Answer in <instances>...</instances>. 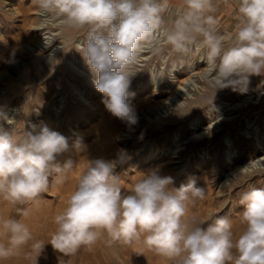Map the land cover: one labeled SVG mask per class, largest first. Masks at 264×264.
<instances>
[{
  "label": "clouds",
  "instance_id": "1",
  "mask_svg": "<svg viewBox=\"0 0 264 264\" xmlns=\"http://www.w3.org/2000/svg\"><path fill=\"white\" fill-rule=\"evenodd\" d=\"M33 3L43 17L85 33L78 52L92 84L106 110L128 126L138 123L129 89L138 73L133 67L144 51L156 55L166 45L184 57L203 52L216 92H245L249 77L264 75V0H181L182 10L170 26L164 16L171 0ZM221 4L232 10L234 24L227 31H221L218 18ZM0 121L13 126L0 125V202L19 213V218L0 214V264L21 253L29 261L35 254L36 264L46 243L34 239L27 222L30 206L52 183H66L76 161L62 158L70 148L61 133L29 123L16 134L17 120L3 107ZM72 150L81 151L79 140ZM130 159L123 149L112 159H88L64 208L52 218L55 229L47 244L70 256L106 238L108 243L142 244L171 264H264V187L240 194L242 228L237 234L226 215L207 221L189 215L190 204L205 198V188L194 178L174 187L172 176L150 170L129 190L123 189L115 170Z\"/></svg>",
  "mask_w": 264,
  "mask_h": 264
},
{
  "label": "rangeland",
  "instance_id": "2",
  "mask_svg": "<svg viewBox=\"0 0 264 264\" xmlns=\"http://www.w3.org/2000/svg\"><path fill=\"white\" fill-rule=\"evenodd\" d=\"M171 5L164 16L168 26L182 10L181 0ZM218 18L221 31L234 24L231 8L223 4ZM0 37V107L17 120L16 134L29 123L47 126L67 138L70 151L62 158L76 161L67 187L52 183L30 206L27 222L34 239L46 243L36 264H171L139 243L104 238L70 256L47 244L55 229L52 218L64 208L88 159H112L121 149L131 157L115 170L123 189L150 170L172 176L174 187L194 178L205 188V198L190 204L189 215L205 221L226 215L239 233L240 194L264 187V75L249 77L245 92H216L203 52L184 57L166 45L156 55L144 51L129 89L138 123L128 126L106 110L92 84L78 52L83 31L43 17L33 0H0ZM0 125L13 127L6 121ZM78 140L81 151L75 152ZM0 214L19 218L16 208L3 202ZM4 264H35V254L31 261L21 253Z\"/></svg>",
  "mask_w": 264,
  "mask_h": 264
},
{
  "label": "bare ground",
  "instance_id": "3",
  "mask_svg": "<svg viewBox=\"0 0 264 264\" xmlns=\"http://www.w3.org/2000/svg\"><path fill=\"white\" fill-rule=\"evenodd\" d=\"M184 82H185V81H184ZM166 101H167V100H166ZM167 102H168V101H167ZM167 102H166V103H167ZM173 104H174V103H173ZM235 170H236V169H235ZM65 186H66V184L64 183V184L62 185V187L65 188ZM66 187H67V186H66Z\"/></svg>",
  "mask_w": 264,
  "mask_h": 264
}]
</instances>
